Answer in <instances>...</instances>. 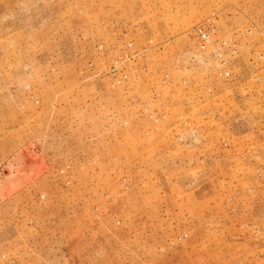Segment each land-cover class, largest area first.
<instances>
[{"label": "rangeland", "instance_id": "1", "mask_svg": "<svg viewBox=\"0 0 264 264\" xmlns=\"http://www.w3.org/2000/svg\"><path fill=\"white\" fill-rule=\"evenodd\" d=\"M228 3L0 0V264H264V0Z\"/></svg>", "mask_w": 264, "mask_h": 264}, {"label": "built area", "instance_id": "2", "mask_svg": "<svg viewBox=\"0 0 264 264\" xmlns=\"http://www.w3.org/2000/svg\"><path fill=\"white\" fill-rule=\"evenodd\" d=\"M231 1H233V0H231ZM193 32L198 37V39L200 40V42H201V48L204 49L207 45H209L211 43L212 35H211L210 31H208L206 29V27H204V26H197V27L194 28ZM227 40L233 41L231 39H227ZM150 42H152V40ZM129 46L131 47L132 44H129ZM233 47H234L235 52H238L239 51V49H237L238 47H237L236 44H233ZM100 48L103 49V46H101ZM133 57H135V56L134 55L126 54V58L128 60H131ZM143 71H145V70L143 69Z\"/></svg>", "mask_w": 264, "mask_h": 264}, {"label": "crops", "instance_id": "3", "mask_svg": "<svg viewBox=\"0 0 264 264\" xmlns=\"http://www.w3.org/2000/svg\"><path fill=\"white\" fill-rule=\"evenodd\" d=\"M229 1H231V0H229ZM233 1H235V2H233ZM232 1V3H228V5L227 6H229L227 9V11L226 12H230L231 10H234L235 9V7L237 8V7H240V8H242V4H241V2L243 1V0H233ZM231 5V6H230ZM244 11L245 10H243L242 11V15L244 14ZM240 13V12H239ZM228 16V15H227ZM251 21H254V22H256L255 20H249V21H247V23H250Z\"/></svg>", "mask_w": 264, "mask_h": 264}, {"label": "water", "instance_id": "4", "mask_svg": "<svg viewBox=\"0 0 264 264\" xmlns=\"http://www.w3.org/2000/svg\"><path fill=\"white\" fill-rule=\"evenodd\" d=\"M5 174H7V172Z\"/></svg>", "mask_w": 264, "mask_h": 264}]
</instances>
